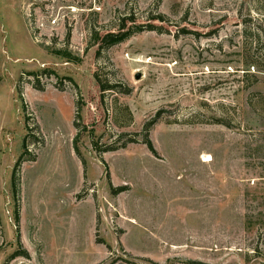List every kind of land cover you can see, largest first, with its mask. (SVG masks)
Wrapping results in <instances>:
<instances>
[{"label":"rangeland","instance_id":"374dc122","mask_svg":"<svg viewBox=\"0 0 264 264\" xmlns=\"http://www.w3.org/2000/svg\"><path fill=\"white\" fill-rule=\"evenodd\" d=\"M262 9L0 0V264H264Z\"/></svg>","mask_w":264,"mask_h":264},{"label":"trees","instance_id":"16d2710c","mask_svg":"<svg viewBox=\"0 0 264 264\" xmlns=\"http://www.w3.org/2000/svg\"><path fill=\"white\" fill-rule=\"evenodd\" d=\"M257 13H258V11H257ZM263 19H264V9H262V10H260L259 11V13H258ZM150 30H154V27H150ZM156 30V29H155ZM249 32L248 33H246V31H244V33H246L245 34V37H247V35H248V38H250V40H251V38H252V40L250 41L251 43H250V45L252 46V45H254V46H258L259 44H260V38H262V37H264V31L262 30V29H256V30H254L253 32H251L250 30H248ZM131 33H129V31L128 32H126V33H123V34H118V35H111V40H110V42L111 43H108L109 45H114V44H118L119 42H121V41H123L126 37H128L129 35H130ZM107 44V43H106ZM107 44V45H108ZM263 58H264V55H263ZM257 62H256V59H255V61L253 62V61H249V63H247V61L245 62V64H244V66L246 67V68H249V67H251V68H253V69H256L257 70ZM106 90H110V89H108V88H103L102 89V91H106ZM144 143L147 145V147H148V149L151 151V152H154L153 151V149H152V147H151V144H150V142L146 139L145 141H144ZM19 165V163L16 165V167ZM15 167V168H16ZM15 178V176H14V174L12 175V179H14ZM15 184V183H14ZM14 184H13V186H14Z\"/></svg>","mask_w":264,"mask_h":264},{"label":"bare ground","instance_id":"6f19581e","mask_svg":"<svg viewBox=\"0 0 264 264\" xmlns=\"http://www.w3.org/2000/svg\"><path fill=\"white\" fill-rule=\"evenodd\" d=\"M208 157V156H207ZM210 157V156H209ZM211 159L210 158H207V159H205V160H203V162L204 163H206V162H209ZM202 162V161H201Z\"/></svg>","mask_w":264,"mask_h":264},{"label":"water","instance_id":"95a60500","mask_svg":"<svg viewBox=\"0 0 264 264\" xmlns=\"http://www.w3.org/2000/svg\"><path fill=\"white\" fill-rule=\"evenodd\" d=\"M135 79H138V75L135 77Z\"/></svg>","mask_w":264,"mask_h":264}]
</instances>
